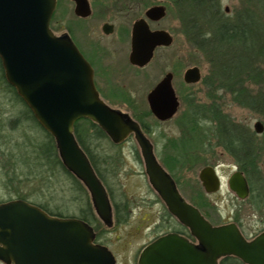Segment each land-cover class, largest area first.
I'll use <instances>...</instances> for the list:
<instances>
[{
    "label": "water",
    "instance_id": "water-1",
    "mask_svg": "<svg viewBox=\"0 0 264 264\" xmlns=\"http://www.w3.org/2000/svg\"><path fill=\"white\" fill-rule=\"evenodd\" d=\"M77 2V12L82 1ZM56 0H0V60L6 81L32 111L40 126L56 139L62 163L83 183L93 207L106 225H111L112 206L108 191L74 135L75 123L89 119L115 143L135 132L151 187L168 213L196 239L191 243L180 234H166L146 245L138 264H220L235 257L244 264H264V231L247 239L233 224L214 226L179 192L172 177L157 162L153 146L137 124L107 106L96 90L93 70L72 42L51 32ZM164 6L146 12L150 20L166 16ZM145 19L132 31L130 62L146 66L155 47L169 46L173 37L165 30L152 31ZM184 81L200 82L197 66L187 69ZM167 74L148 95L153 114L161 121L174 117L179 100ZM257 135L264 133L261 121L254 123ZM207 193H216L221 181L214 167L199 174ZM229 189L241 200L250 196L242 171L228 181ZM93 227L78 218L52 216L26 200L0 202V261L4 264H117L113 253L95 243Z\"/></svg>",
    "mask_w": 264,
    "mask_h": 264
},
{
    "label": "rangeland",
    "instance_id": "rangeland-1",
    "mask_svg": "<svg viewBox=\"0 0 264 264\" xmlns=\"http://www.w3.org/2000/svg\"><path fill=\"white\" fill-rule=\"evenodd\" d=\"M215 1L218 2L221 13L230 18L246 6V0ZM154 4L166 6V17L155 27L170 31L174 36L173 47L177 49L180 58L174 88L180 96L186 95L176 117L159 125L157 130L161 138H164L162 141L167 142L166 146L177 142L175 145L172 143L174 150L165 152L162 147L165 143L160 141L155 150L156 156L173 175L181 195L199 208L208 222L214 226L239 222L241 230L245 231L244 236L251 240L264 231V201L260 197L264 195V153L260 156V177L253 178L251 182L247 179L250 190L253 189V196L257 199L253 196L246 200L239 199L229 189L228 180L240 170V164L221 146L224 145V140L217 128V121L222 119L238 128L245 127L257 135L253 125L256 121L264 124L263 116L258 107L250 109L242 106L241 98L240 102L237 101L236 94L214 83L213 75L210 74L213 66L206 54L185 33V20L179 0H148L147 6ZM249 7L251 10L256 8L253 4ZM159 58L160 52L147 68L130 75L127 81L137 82L140 87L134 94L140 100V114L146 111L147 92L167 72ZM255 63L259 70H264V62L258 60ZM194 66L200 68L202 78L195 86L185 87L183 73ZM248 88L250 95L256 97L264 91V84L248 85ZM19 109L21 105L12 100V95L0 82V113L9 118L18 113ZM225 131L233 134L228 128ZM20 136L18 132L11 134L10 131H4L0 125V202L23 197L62 218H78L88 206H93L91 195L85 186L84 190H80L76 181L64 171H53L51 166L35 161V155H28L34 151L33 148H15L22 141ZM258 141L264 142V138ZM89 148L103 175L104 185L113 198L112 202L118 205V209L128 211L127 222L117 226L106 225L95 212L99 221V239L113 253L117 264H138L137 259L143 245L161 232V229H153V224L165 216L169 218L165 206L148 183L142 160L135 152L125 148L123 154L116 153L117 150L112 148L109 139H94ZM9 149H14L18 157L13 162L2 157V151L8 153ZM206 165L217 167L221 176V189L213 194L204 191L199 179L200 169Z\"/></svg>",
    "mask_w": 264,
    "mask_h": 264
},
{
    "label": "trees",
    "instance_id": "trees-1",
    "mask_svg": "<svg viewBox=\"0 0 264 264\" xmlns=\"http://www.w3.org/2000/svg\"><path fill=\"white\" fill-rule=\"evenodd\" d=\"M245 2L246 6L230 18L225 13H221L219 4L215 0H179L185 20V33L196 43L201 52L206 54L208 61L213 66L214 69L210 74L213 75L214 83L223 86L228 92L236 94L237 101L240 102L241 98L242 106L250 109L258 107L264 119V91L259 96L253 97L248 88V85L264 84V70H259V66L255 63L258 60L264 62V0H246ZM252 4L256 6L255 10H251L249 7ZM0 82L12 95V100L21 105L18 113L9 118L0 113L1 128L4 131H10L11 134L18 132L21 135L22 141L15 148H33L34 151L28 155H35V161L51 166L53 171H64L76 181L78 189L84 190L83 184L62 166L54 136L40 126L26 103L17 96L16 90L6 81L1 60ZM196 114L200 115L198 112ZM227 123L222 119L217 121V125H219L217 128L224 140V145L221 146L237 160L240 170L250 182L253 181V178L258 179L260 177L259 168H261L259 167L260 156L264 153V142L258 141V143L257 140L264 138V134L257 136L245 127L238 128ZM226 128L233 134H228L225 131ZM74 135L78 145L88 155L96 175L105 184L94 155L89 150V145L94 139H108L107 134L89 119H81L75 123ZM3 156L7 158L6 161L13 162L16 160L17 154L14 149H9L8 153L2 151ZM25 160L27 161V159ZM9 174L8 172L7 175ZM250 191L252 197L253 189ZM263 196H260L262 201H264ZM253 197L257 199V197ZM260 197L258 196L259 201ZM20 199L28 201L23 197ZM38 206L48 212L43 206ZM78 218L92 225L97 232L99 221L93 206H88ZM219 263L244 264L235 257L224 258Z\"/></svg>",
    "mask_w": 264,
    "mask_h": 264
},
{
    "label": "flooded vegetation",
    "instance_id": "flooded-vegetation-1",
    "mask_svg": "<svg viewBox=\"0 0 264 264\" xmlns=\"http://www.w3.org/2000/svg\"><path fill=\"white\" fill-rule=\"evenodd\" d=\"M81 1H82V6H81L82 9H80L81 10L80 12H77L76 10L77 2L75 0H56V8L52 15L51 21H49L51 32H53L55 36L69 40L74 44L76 49H78L77 51H79L82 54V56L89 63V65L93 70V79H94L93 82L95 84L96 90L98 91L99 97L102 100V102H104L112 110H115V112L120 114L124 118L125 122H133L137 124L141 132L144 134V136L150 141L151 145L153 146L152 152H154L157 162L172 177V179L174 180L173 182H175L176 180L174 179L173 175L169 172V170L163 163L159 162L155 152L156 148L158 147V143L160 141L163 142L162 140H164V138H161L160 133H158L157 131L158 128L160 127L159 125L172 121L176 117L179 108L181 107L182 101L183 100L185 101L186 99L184 98L186 95H183V97L180 96L176 88H174L175 73L180 68V58L178 57L179 54L178 52H176L177 49H174L175 47H173L175 42L174 36L170 31L165 30L169 32V34H171V36L173 37L172 44L169 46L155 47L153 57H151L152 58L151 61L146 66L140 67L138 65H134L130 62L129 59L132 52L131 49L132 31H133L132 27H134V24L138 20L145 19L149 25L148 27H150L152 31L164 30V29L156 28L155 26L159 24V22L162 21L166 16L158 21L150 20L149 18L146 17V12L150 8L154 6H163V5L154 4L148 7L147 6L148 0H81ZM164 7L166 8V6ZM144 9L145 11H143ZM171 49L174 51L172 52ZM159 52H160L159 60L160 62H162L161 64L162 66H164L163 68L167 70L164 77L167 74L172 75V86H173L172 88L174 89V92L179 100V108H177L178 109L177 113L174 115L173 118L168 119L166 121L159 120L153 114L149 102L147 100L148 95L153 91V88H155L159 84V82L161 81V79H163V77L159 81H157L152 86V88L147 92L145 99L146 111L144 114L139 113L138 102L140 100H138V98L134 96L135 92L138 90V88H140L139 85H137L138 83L131 81L127 82L130 78V75L137 74L140 71H143L145 68H147L155 60V57ZM183 81H184V77H183ZM195 84H188L184 81L185 87H191V86L193 87L195 86ZM187 95L188 97L190 96V94ZM157 134L158 136H156ZM108 139L112 144V148L115 151L117 150L116 153L123 154L125 148H128L130 151L132 150L133 153L135 152L136 156H138L139 159L142 160L141 163L144 166V173L146 172L144 160L141 154V149L138 142H136L137 140H136L135 132H130L128 136L125 138V140H123V142L115 143L109 136ZM163 143H165V145H162L164 151L171 152L172 150H174L173 145H175V143L177 142H172L173 145L171 143V145L169 146H166L167 145L166 141H164ZM207 166L209 165H206V167ZM214 168L216 169L217 172V167ZM145 175L147 176L146 173ZM217 175L221 181V176L219 175L218 172ZM175 184L178 188L177 182H175ZM108 195L111 202L110 206H112L111 225L117 226L123 224L124 222H127L128 215L126 214L128 213V211H124V208L118 209V205L112 202L113 198L111 197L109 191H108ZM165 209L167 216H169V218L165 216L161 220H158L155 222V224H153L155 225L153 229L156 228H158L159 230L161 229V232L159 234L158 233L155 234L156 236H154L151 240H149V243L166 234H178V235L180 234L181 236L189 240L191 243L196 242V239L190 234L189 230L186 227H184L181 223H179L178 220L174 218L170 213H168L166 206ZM52 215L57 216L54 214ZM120 217H122L123 219H120ZM204 217L206 218V216ZM232 223L239 228V230L243 235H246L245 231L241 230L242 228H240L239 222H232ZM154 231L155 230H153V232ZM94 232H95V237H94L95 243L106 246L99 239L98 233L95 231V229ZM149 243L147 242L145 245H143V248L146 245H149ZM143 248L141 249V251L143 250ZM137 263H138V259H137ZM0 264H4V263L0 261Z\"/></svg>",
    "mask_w": 264,
    "mask_h": 264
}]
</instances>
